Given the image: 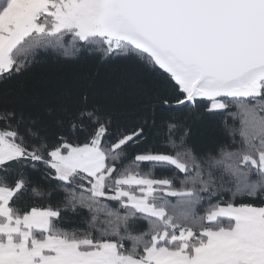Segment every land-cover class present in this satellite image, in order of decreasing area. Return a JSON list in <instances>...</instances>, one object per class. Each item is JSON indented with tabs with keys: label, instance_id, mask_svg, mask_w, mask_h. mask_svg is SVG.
<instances>
[{
	"label": "trees",
	"instance_id": "obj_1",
	"mask_svg": "<svg viewBox=\"0 0 264 264\" xmlns=\"http://www.w3.org/2000/svg\"><path fill=\"white\" fill-rule=\"evenodd\" d=\"M11 1L0 0V15ZM11 58L12 68L0 71V133L11 132L34 156L3 162L0 187L13 191L12 221L34 209L57 213L36 238L111 242L121 255L143 259L153 246L182 249L171 239L191 230L190 253L210 232L235 226L232 218L208 219L220 206L264 207V170L248 160L264 159V81L258 97L223 99V109L205 99L177 106L186 97L182 87L151 55L126 42L112 50L104 37L82 38L75 29L34 32ZM101 129L106 192L131 174L158 182L149 203L163 218L95 195L84 172L57 176L52 152L90 144ZM142 155H166L182 167Z\"/></svg>",
	"mask_w": 264,
	"mask_h": 264
},
{
	"label": "water",
	"instance_id": "obj_2",
	"mask_svg": "<svg viewBox=\"0 0 264 264\" xmlns=\"http://www.w3.org/2000/svg\"><path fill=\"white\" fill-rule=\"evenodd\" d=\"M99 27L175 78L177 106L261 93L264 0H99Z\"/></svg>",
	"mask_w": 264,
	"mask_h": 264
},
{
	"label": "rangeland",
	"instance_id": "obj_3",
	"mask_svg": "<svg viewBox=\"0 0 264 264\" xmlns=\"http://www.w3.org/2000/svg\"><path fill=\"white\" fill-rule=\"evenodd\" d=\"M47 16H50V18H45ZM67 29H75L82 38L94 35L102 36L106 39L112 50L125 43L124 41L108 37L101 32L99 27V0H12L7 9L0 15V71L5 72L12 68L13 62L11 52L26 36L34 32L48 31L56 33ZM225 106L226 103L223 99L211 102L212 109H223ZM102 133L103 129L98 132L90 144L82 146L68 145L66 150H54L51 154L50 162L55 168L57 176L63 180H69L72 174L79 171L84 172L93 178L92 189L95 195L123 199L125 203L135 206L144 213L163 218L165 216V211L157 209L149 203L150 197L158 190L156 188L158 182L131 174L117 181L114 192H106L105 178L108 172H106L105 169L107 166V153L101 146ZM131 138L132 137H127L123 139L116 146L122 145ZM27 154L34 156L33 153L28 152L13 140V134L11 132L0 133V165L10 159L25 156ZM139 159L167 160L182 167L177 160L166 155H142ZM248 160L253 161L264 170V159L262 156H260L259 160L254 158H248ZM159 184L165 185L164 182H160ZM11 192L13 191L10 189L0 187V215L7 219L5 222H0V225L12 224L16 221L19 222L24 218L12 221L10 220L9 207H2ZM262 213H264V208L262 209L261 207L229 205L220 206L208 215V219L214 221L219 217L232 218L235 220V226L230 230L236 229L242 232L244 229L245 231L250 229V223H256V214L261 215ZM260 224L263 226L262 229L264 230V223ZM49 228L50 225L47 231H49ZM3 230L7 231L9 229L7 227H0V232ZM35 231L43 232L42 230L34 229V232ZM0 235H2V233H0ZM57 238L60 237H55V239ZM166 238V232L161 234V236L155 237L156 241ZM191 238H193V232L191 230H180V232L175 233L171 240H181L183 243L182 249L185 251L188 246V241ZM55 239L49 238L41 243L39 242L38 245H56L57 242H54ZM61 239L63 241L72 242L64 238H60V240ZM78 243L84 244L90 242L81 241ZM203 251L207 257H212L210 252L206 250ZM235 257L237 258V256ZM206 262L207 260H202L199 261V264H205ZM216 262L217 260L215 259L214 263L216 264Z\"/></svg>",
	"mask_w": 264,
	"mask_h": 264
},
{
	"label": "crops",
	"instance_id": "obj_4",
	"mask_svg": "<svg viewBox=\"0 0 264 264\" xmlns=\"http://www.w3.org/2000/svg\"><path fill=\"white\" fill-rule=\"evenodd\" d=\"M12 196L13 192L2 207H9ZM56 216L53 211L34 209L19 222L0 225L9 229L0 232V264H199L202 260H207L205 264H215V259L216 264H264V230L260 224L264 223V213L256 214V223H250L246 231L210 232L207 241L193 252L153 247L143 259L121 255L111 242L91 247L90 243L67 242L48 234L36 239L34 229L47 233ZM49 238L57 244L38 245ZM203 250L212 257H207Z\"/></svg>",
	"mask_w": 264,
	"mask_h": 264
}]
</instances>
